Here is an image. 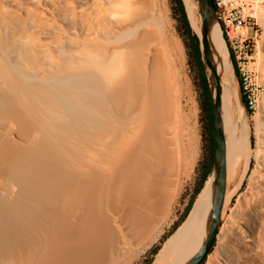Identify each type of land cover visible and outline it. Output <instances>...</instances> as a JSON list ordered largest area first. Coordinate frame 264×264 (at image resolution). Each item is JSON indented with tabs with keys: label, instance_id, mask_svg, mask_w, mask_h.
<instances>
[{
	"label": "bare ground",
	"instance_id": "obj_1",
	"mask_svg": "<svg viewBox=\"0 0 264 264\" xmlns=\"http://www.w3.org/2000/svg\"><path fill=\"white\" fill-rule=\"evenodd\" d=\"M91 2L89 12L72 15L81 30L69 39L74 52L60 61L38 39L39 14L29 12L26 23L0 15V115L31 126L27 149L6 156L22 177L24 201L0 207V264H131L164 231L192 164L167 106L163 66L146 51L150 36L129 28L135 4ZM183 2L200 34L199 5ZM255 10L264 26V11ZM221 28L213 23L210 41L223 75L228 181L248 166L251 149L248 124L236 116ZM213 189L212 175L154 264H185L195 255ZM232 199L226 192L223 212ZM235 234V244L250 247L240 227ZM236 255L223 253L221 264H238Z\"/></svg>",
	"mask_w": 264,
	"mask_h": 264
},
{
	"label": "rangeland",
	"instance_id": "obj_2",
	"mask_svg": "<svg viewBox=\"0 0 264 264\" xmlns=\"http://www.w3.org/2000/svg\"><path fill=\"white\" fill-rule=\"evenodd\" d=\"M248 1L257 9L264 11V0ZM131 2L135 4L136 15H133L135 17L131 19L132 21L130 20L129 28L135 31V36L141 33L150 36L146 51L150 53L149 58L157 57L163 66L167 106L177 119L175 123L180 127L177 128L179 133L182 132L181 140L184 139L183 143L189 144L194 153L187 176L181 180L179 195L164 231L131 263L154 264L165 242L189 216L198 197L196 190L201 185L206 167L209 136L202 107L203 92L199 70L187 48V39L180 28L176 5L172 0H131ZM195 2L198 4V0ZM91 4V0H0V15H6L5 22L14 21L13 17H15L26 23L29 12L39 14L41 27L37 34L38 39L45 46L44 49L49 53V57L60 61L74 52L69 39L81 30V22L74 19L75 16L89 12ZM197 17L200 26L199 6ZM258 25V42L263 43V55L260 60L257 51L256 64L260 71L259 82L264 89V26L260 22ZM226 61L229 62L228 54ZM227 72L231 74V79L233 78L236 116L242 115L248 124L251 154L245 170L241 168L238 173L232 171L229 176L227 193L231 194L233 199L223 212L219 234L204 264H221L223 253L231 254L232 257H236L237 253L242 254L238 264H264V181L262 180L264 179V92L257 113L249 115L243 103L242 87L234 63ZM207 74L210 77L208 68ZM0 116V207L7 208L15 199L23 200V194L22 177L15 174L8 166L6 156L27 149L25 140L31 126L26 118L23 120L24 123L11 119L8 114ZM255 117H259V124L255 122ZM251 136L254 138L253 145ZM211 177L212 171L207 180ZM205 183L202 184V189ZM11 185L15 186V192L7 195L5 190ZM237 227H240L252 240L250 247L246 248L234 243ZM157 248L159 250L154 254Z\"/></svg>",
	"mask_w": 264,
	"mask_h": 264
},
{
	"label": "water",
	"instance_id": "obj_3",
	"mask_svg": "<svg viewBox=\"0 0 264 264\" xmlns=\"http://www.w3.org/2000/svg\"><path fill=\"white\" fill-rule=\"evenodd\" d=\"M198 4L200 11V34L196 33V35L200 40V47L206 67L210 70L211 73L208 84L212 105L213 135L215 144L214 162L212 168V175L214 177V189L211 200V208L207 219V234L198 251L185 264H201L208 256L217 239L219 229L222 224L223 201L227 192V143L223 123L222 100L223 75L214 61V55L216 54V52L210 41V34L213 23H217L219 24V26L220 23L217 18L216 8L214 6L213 0H198ZM221 31L228 52V60L230 65H232L233 60L227 48V43L222 28Z\"/></svg>",
	"mask_w": 264,
	"mask_h": 264
},
{
	"label": "built area",
	"instance_id": "obj_4",
	"mask_svg": "<svg viewBox=\"0 0 264 264\" xmlns=\"http://www.w3.org/2000/svg\"><path fill=\"white\" fill-rule=\"evenodd\" d=\"M213 3L242 87L245 109L254 115L264 92L256 64L259 25L255 7L248 0H213Z\"/></svg>",
	"mask_w": 264,
	"mask_h": 264
},
{
	"label": "trees",
	"instance_id": "obj_5",
	"mask_svg": "<svg viewBox=\"0 0 264 264\" xmlns=\"http://www.w3.org/2000/svg\"><path fill=\"white\" fill-rule=\"evenodd\" d=\"M173 3L177 7V12L179 15V23L182 33L187 39V48L190 50V56L195 60V63L199 70V76L201 81V87L203 92V111L205 113L206 117V123H207V131L209 136V153L206 160V167L204 171V175L202 176L201 185L196 190V196L200 193L202 189V184L207 181L209 175L211 174L213 162H214V135H213V115H212V105H211V99L209 94V84H208V74H207V67L205 64V60L201 51L200 47V40L196 33L193 31L190 21L188 19V15L186 12L185 4L183 0H172ZM243 103L245 104V101L243 100ZM249 113V112H248ZM249 115H252L249 113ZM251 143L253 145L254 138L251 136ZM193 204V203H191ZM190 209H188L189 212ZM215 244V243H214ZM214 246V245H213ZM213 248V247H212ZM211 248V250H212ZM159 248L155 249L154 254L158 252ZM210 250V252H211ZM209 252V253H210ZM209 255V254H208ZM206 260V259H205ZM205 260L201 263L204 264ZM149 264V262L147 263Z\"/></svg>",
	"mask_w": 264,
	"mask_h": 264
}]
</instances>
